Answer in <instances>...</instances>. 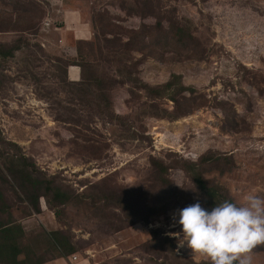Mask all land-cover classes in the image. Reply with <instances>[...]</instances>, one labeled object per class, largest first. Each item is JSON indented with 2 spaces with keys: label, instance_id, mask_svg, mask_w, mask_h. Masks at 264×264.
Wrapping results in <instances>:
<instances>
[{
  "label": "rangeland",
  "instance_id": "374dc122",
  "mask_svg": "<svg viewBox=\"0 0 264 264\" xmlns=\"http://www.w3.org/2000/svg\"><path fill=\"white\" fill-rule=\"evenodd\" d=\"M63 10L79 15L86 40L64 25ZM17 38L27 46L0 60V137L75 194H93L97 186L128 199H102L96 208L72 203L57 219L42 200L35 214L0 181L10 214L25 230L24 245L44 264L57 260L50 242L56 231L76 248V260L62 264L211 262L179 244L178 210L197 201L204 207L184 163L207 153L228 156L231 172L206 171L204 179L237 204L249 193L264 198V0H0V43ZM72 59L119 82L108 108L99 112L98 94L76 85L86 71L70 66L81 77L69 81L65 63ZM172 75L194 90L182 93V108L191 111L185 116L142 88ZM0 153L14 151L0 143ZM152 160L168 166L167 183L156 179ZM148 200L163 210L148 226L130 227L128 203L135 201L140 215ZM151 231L169 238L171 249L149 244ZM252 261L264 264V244L253 249Z\"/></svg>",
  "mask_w": 264,
  "mask_h": 264
},
{
  "label": "trees",
  "instance_id": "16d2710c",
  "mask_svg": "<svg viewBox=\"0 0 264 264\" xmlns=\"http://www.w3.org/2000/svg\"><path fill=\"white\" fill-rule=\"evenodd\" d=\"M180 40L183 41L184 39L180 38ZM27 44L21 38H17L9 44L0 43V60L13 59L16 53L26 47ZM65 65L67 69L70 66H78L88 73L86 81L76 85H87L91 91L98 94L100 101L96 100L95 105L99 112L110 106L108 93L112 86L119 83L115 78L107 76L103 73L102 69L100 71L98 67L92 66L82 60L72 59L66 62ZM142 88L146 91L150 99L166 98L171 101L177 117L185 116L191 112L184 111L182 108V104L186 102L182 93L184 91L193 93L194 90L183 87L180 84L179 76L172 75L169 81L158 87L142 86ZM0 143L8 147L10 151H14L12 156L0 153V181L3 184L10 183L12 190L23 196L21 202L26 203L35 214L41 212V200L53 212L57 219H62L66 206L72 203L82 205L84 201H89L91 203L87 205L96 208L97 203L102 199H105L103 201L105 203L107 202V204L108 202L114 203L118 199H121L120 202L128 200L124 194L119 196L114 192L101 190L97 186L92 187L93 194H75L73 191L65 189L62 185L58 184L55 176H48L41 171L34 162L25 156L18 145L5 141L1 137ZM151 166L156 175V179H162L164 183H167L163 176L168 166L155 160L151 161ZM184 166V171L200 194L205 209L211 211L212 208L225 200L234 203L226 190L216 185H210L204 179V173L206 171L215 170L220 174L231 172L233 169L231 158L207 153L196 163H184ZM164 185L161 186L165 187ZM151 197L150 199L153 200L154 198ZM151 200H148L149 204H147L145 210L140 215L135 214L137 203H134L135 201L128 203L129 213L126 215V221L130 227L136 224L148 226L150 218L163 210L162 208L155 207ZM84 204L86 205V203ZM10 209L0 189V264H44L45 261L37 257L32 248L24 245L25 230L22 224L10 214ZM150 236L149 244L155 247L157 246L159 249H171V247L168 248L166 246V243L172 242L169 238L162 237L157 231H151ZM50 242L56 254L54 259H66L76 253V248L72 241L61 232H51ZM190 264L193 263L190 262ZM199 264H211V262Z\"/></svg>",
  "mask_w": 264,
  "mask_h": 264
},
{
  "label": "clouds",
  "instance_id": "9594fccd",
  "mask_svg": "<svg viewBox=\"0 0 264 264\" xmlns=\"http://www.w3.org/2000/svg\"><path fill=\"white\" fill-rule=\"evenodd\" d=\"M178 215L180 246L186 242L194 252L208 256L211 264H253V249L264 244V198L254 193L242 204L225 200L211 211L197 201L178 210Z\"/></svg>",
  "mask_w": 264,
  "mask_h": 264
},
{
  "label": "crops",
  "instance_id": "0c3cea01",
  "mask_svg": "<svg viewBox=\"0 0 264 264\" xmlns=\"http://www.w3.org/2000/svg\"><path fill=\"white\" fill-rule=\"evenodd\" d=\"M62 16L64 19V25L68 27V30H70L71 34L74 35L75 39H80L84 41L87 37H89V31L87 29V26L80 21L78 14L73 11L63 10ZM80 74L81 72L77 67H69L67 72L68 79L72 82H78L81 77ZM62 262L63 259H57L53 263L48 264H62Z\"/></svg>",
  "mask_w": 264,
  "mask_h": 264
},
{
  "label": "built area",
  "instance_id": "2783aa9c",
  "mask_svg": "<svg viewBox=\"0 0 264 264\" xmlns=\"http://www.w3.org/2000/svg\"><path fill=\"white\" fill-rule=\"evenodd\" d=\"M48 25H49L48 23L45 24V26H48ZM71 260L75 261V260H76V256L73 255V256L71 257Z\"/></svg>",
  "mask_w": 264,
  "mask_h": 264
}]
</instances>
